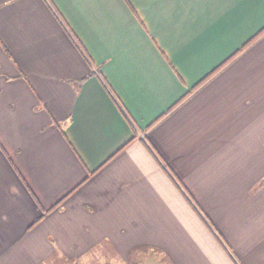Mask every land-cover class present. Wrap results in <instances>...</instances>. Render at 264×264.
<instances>
[{
    "label": "crops",
    "instance_id": "0c3cea01",
    "mask_svg": "<svg viewBox=\"0 0 264 264\" xmlns=\"http://www.w3.org/2000/svg\"><path fill=\"white\" fill-rule=\"evenodd\" d=\"M264 264V0H0V264Z\"/></svg>",
    "mask_w": 264,
    "mask_h": 264
},
{
    "label": "rangeland",
    "instance_id": "374dc122",
    "mask_svg": "<svg viewBox=\"0 0 264 264\" xmlns=\"http://www.w3.org/2000/svg\"><path fill=\"white\" fill-rule=\"evenodd\" d=\"M100 250L94 249L92 254L89 255L87 258L79 260V261H74V262H66V261H61L58 262L54 258L44 260L40 264H118L116 261L111 258V256L107 257L102 254H97ZM127 264V263H126ZM129 264H170L168 260L164 259L163 256L158 254L155 256V258H151L149 256L147 257H142L141 260L137 259H132Z\"/></svg>",
    "mask_w": 264,
    "mask_h": 264
}]
</instances>
